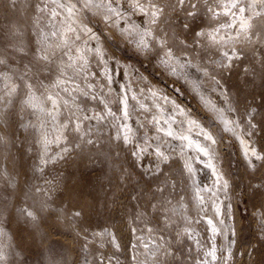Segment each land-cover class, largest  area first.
Returning a JSON list of instances; mask_svg holds the SVG:
<instances>
[{
	"label": "rangeland",
	"instance_id": "rangeland-1",
	"mask_svg": "<svg viewBox=\"0 0 264 264\" xmlns=\"http://www.w3.org/2000/svg\"><path fill=\"white\" fill-rule=\"evenodd\" d=\"M155 2L163 14L139 30L89 11L102 53L85 58L75 53L80 35L60 37L52 0H0V264H264V31L249 43L221 27L240 15L224 14L227 0ZM254 23L261 30L264 17ZM233 47L239 58L229 61L222 53ZM116 67L135 91L166 96L167 117L181 110L209 128L217 175L201 170L206 155L189 171L186 151L169 145L173 135L151 110L137 108L138 123L125 116ZM204 94L225 102L255 145L254 161ZM30 95L46 98L43 111L26 103Z\"/></svg>",
	"mask_w": 264,
	"mask_h": 264
},
{
	"label": "bare ground",
	"instance_id": "bare-ground-1",
	"mask_svg": "<svg viewBox=\"0 0 264 264\" xmlns=\"http://www.w3.org/2000/svg\"><path fill=\"white\" fill-rule=\"evenodd\" d=\"M52 1L60 11V19L57 21L59 30H62L60 32V37L63 39L66 38L67 30H69V28L73 29L75 35L81 36V42L77 45L75 53L77 56H82L85 58L86 55L91 52L99 55H101L102 53V43L100 39L98 38L96 33L91 32V25L88 21L89 11L97 14L101 19L106 20L105 17H109L110 19L111 14H116V12L120 9L119 5L127 6L130 10H128L126 14L120 16L116 15L114 16V19L112 18L113 20L110 21V24L115 25L119 30L126 31L139 30V25L151 19L150 14H148L147 12H141L139 8L132 6V2L134 0H114L115 2L111 0L110 4L109 0H91V3H89L87 7L85 6V4L88 3V0H55V2L54 0ZM249 2L250 0H247L246 4ZM61 4L65 5V7H60ZM67 6H73V15L71 17L69 16V13L67 11ZM244 15L247 16L249 14L244 13ZM237 25L238 20L235 25L229 28V30H238ZM112 75L114 88L119 92L118 94L121 110L123 112H132V118L137 123L141 121V116L143 115L137 113L139 109H142L140 111H143V113L145 110H151L152 115L157 119L159 125L163 129H167V131L164 130L163 133L167 134L169 131L173 133V137L169 141V145L177 147V150L186 151V154L184 156V163L186 165V168L189 170L188 166H190L191 172L196 174L198 170L195 162L196 157L205 155L204 152L200 151V148L207 149L209 153L212 147V141L206 139L203 134L204 132L210 133L212 138H214L209 128L204 126L202 123H200L193 117H186L184 111L181 110L176 111L174 117H167L168 113L165 110L166 107L163 105L164 102H167L168 98L166 96L159 95L152 91H135L129 83H125L124 81H122L121 75L117 72V67L113 71ZM206 95L205 101L208 107L211 109V112L221 119L222 126L224 128L236 132L242 153L245 155V157H247L249 162L254 161L255 155H252V152L254 150L257 154L255 145L251 142L247 134H245L242 130L235 128L233 115L229 111V109L226 108L225 102L220 97L211 99L208 97V94ZM51 96L57 101L56 97H54L53 95ZM33 97L34 99L32 103L41 108L44 105L46 98L36 95H33ZM193 121H195V123H192ZM192 127L196 128L200 133H194L191 130ZM183 136H187L188 139H182L181 137ZM138 148L140 150L137 154L139 160L141 162L147 161L144 158V144L138 145ZM188 148L189 150L191 149L192 154L188 153ZM206 156L208 157V160L205 164L200 165L201 170L203 171L204 175H217L215 162L212 157L213 154H209ZM156 157L159 158L158 154L153 153L152 158ZM209 163H211L213 167H209ZM198 199L201 200V203L205 200H203L202 198ZM211 225L213 226L214 223H211Z\"/></svg>",
	"mask_w": 264,
	"mask_h": 264
},
{
	"label": "snow or ice",
	"instance_id": "snow-or-ice-1",
	"mask_svg": "<svg viewBox=\"0 0 264 264\" xmlns=\"http://www.w3.org/2000/svg\"><path fill=\"white\" fill-rule=\"evenodd\" d=\"M55 2V0H54ZM91 3V0H88V3L85 4V6L87 7L88 4ZM111 3V0H109V4ZM180 4L184 3V0H179ZM99 6V5H97ZM135 6L137 8H139V10L141 12H147L148 14H150V23L151 24H155L157 22V19L163 14L164 12V7L162 5H160L159 3L155 2V0H147V4H143L141 3V0H135ZM60 7H65V5L61 4ZM233 9H236L240 15L238 17H235L233 23L235 24L236 21L238 20V25H237V33H236V38L239 42H254L253 37H255V39L259 40L261 38L262 35V31H264V25H260V29L261 30H257L254 31L255 29L258 28V25L254 23V20H256L257 18H261L264 17V0H250L249 3L247 4H242L241 0H227L226 3L223 4V11L225 15H229L232 14L233 16H235V13H233ZM259 9V10H257ZM67 11L69 13V16L71 17L73 15V6H67ZM209 11H212V9H209ZM249 12V15L245 16L244 13L245 12ZM118 15V13H116ZM215 14V13H214ZM53 16L56 15L55 11H53L52 13ZM105 19H109V17H105ZM232 24L229 25H221V27H232ZM69 31H74L73 29L69 28ZM90 31V29H89ZM148 35H151V32L149 30H146ZM219 29H216L215 32H218ZM215 32L211 35V38L213 40L216 39L215 37ZM53 35H55V33H53ZM197 35L199 36H203L205 35L204 32L201 33H197ZM143 43V41H142ZM161 47L165 46L166 41L164 40H160L159 41ZM145 46H147L145 44ZM172 53L171 50L169 49V51L166 53V57H171ZM222 55L228 59L229 61H231L233 58L238 59L239 58V54L238 51L235 47L232 48L231 50V55L229 54L228 51H225L222 53ZM40 59L44 60V61H48L49 60V56L47 54H44L42 56L39 57ZM167 62V61H165ZM4 63L3 60H0V64ZM173 71H175V69H173ZM4 78L7 79L6 74H3ZM59 83V81H58ZM27 87L29 89L32 88L31 84H28ZM16 90V85H13L11 90H10V94L11 92H14ZM34 97L33 96H29V99L26 101V103L30 104L32 107H37V105L33 104ZM47 99L49 101H51L53 107L55 108L57 106V101L56 99H54L51 95H49L47 97ZM41 111H43V109L41 108ZM109 114H111L110 110H109ZM127 115V112H125V116ZM53 119H55V117L53 116ZM192 123H195V121H193ZM62 128H67L68 125H62ZM75 131H79V125L77 124L76 127L74 128ZM169 136L173 135V133L171 131H169L167 133ZM205 138L208 140H211L213 143H215V141L213 140L212 136L210 133L204 132L203 133ZM182 139L187 140L188 137L187 136H183L181 137ZM124 140L125 142H129V137L127 135L124 136ZM0 141H2V138H0ZM43 142L45 144V147L47 146L48 140L47 137L44 136L43 137ZM200 151L204 152L205 155H209L207 149L205 148H200ZM159 155L163 156V153H159ZM252 155H256L255 151L253 150ZM166 159V157H164ZM259 159V157H257ZM209 167H213V165L211 163H209L208 165ZM189 171H191V167L188 166ZM224 187H227V181L224 182ZM27 216L35 219V216L32 212H27L26 213ZM78 215V213H77ZM262 223H264V221H262ZM215 231V229H213ZM208 255H211L213 259H215V253L214 251L211 253H208ZM3 259V255L0 254V260Z\"/></svg>",
	"mask_w": 264,
	"mask_h": 264
}]
</instances>
